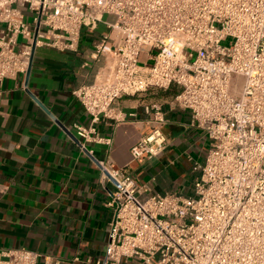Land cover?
<instances>
[{"label":"built area","instance_id":"1","mask_svg":"<svg viewBox=\"0 0 264 264\" xmlns=\"http://www.w3.org/2000/svg\"><path fill=\"white\" fill-rule=\"evenodd\" d=\"M100 23L90 58L111 74L73 90L90 116L78 136L110 143L97 125L126 119L123 96L175 90L169 105L189 110L210 146L190 195L149 194V183L102 164L114 215L96 264H264V0H0V82L27 74L38 46L78 53L83 29ZM145 112L133 160L168 144L165 104ZM39 256L0 248V264Z\"/></svg>","mask_w":264,"mask_h":264},{"label":"crops","instance_id":"2","mask_svg":"<svg viewBox=\"0 0 264 264\" xmlns=\"http://www.w3.org/2000/svg\"><path fill=\"white\" fill-rule=\"evenodd\" d=\"M104 32L103 23L83 29L78 53L38 46L27 74L0 82V248L34 250L39 264H96L104 256L115 184L102 164L149 183V194L190 195L210 145L189 110L169 105L175 90L123 96L126 119L97 125L110 143L78 136L75 124L88 125L90 116L73 90L111 74L105 58H90ZM156 101L167 109L168 144L133 160L132 147L149 131L145 106Z\"/></svg>","mask_w":264,"mask_h":264},{"label":"water","instance_id":"3","mask_svg":"<svg viewBox=\"0 0 264 264\" xmlns=\"http://www.w3.org/2000/svg\"><path fill=\"white\" fill-rule=\"evenodd\" d=\"M35 50V49H34ZM34 50H33V53H34ZM32 56H33V54H32ZM31 60H32V57H31ZM30 64H31V62H30ZM29 68H30V66H29Z\"/></svg>","mask_w":264,"mask_h":264},{"label":"rangeland","instance_id":"4","mask_svg":"<svg viewBox=\"0 0 264 264\" xmlns=\"http://www.w3.org/2000/svg\"><path fill=\"white\" fill-rule=\"evenodd\" d=\"M208 146H210V145H208ZM186 183H187V181H186Z\"/></svg>","mask_w":264,"mask_h":264}]
</instances>
